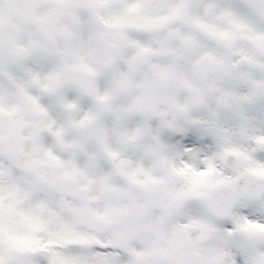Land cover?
Here are the masks:
<instances>
[{
	"label": "snow or ice",
	"instance_id": "1",
	"mask_svg": "<svg viewBox=\"0 0 264 264\" xmlns=\"http://www.w3.org/2000/svg\"><path fill=\"white\" fill-rule=\"evenodd\" d=\"M152 2L153 7L139 15L130 13L133 26L126 33L128 44L136 50L132 67L141 65L157 49L166 55L174 52V63L162 66L155 75L161 81H187L195 69H204L206 62L198 63L199 53L186 62L182 47H170L168 31L182 25L174 23L166 31H157L153 41L156 48L145 43L158 21L181 11L182 0ZM214 2L218 12L232 14L233 26L241 31H246L252 16L246 2L254 3L264 14V0ZM186 31L202 44L214 42L200 29ZM172 39L177 45L189 43L183 33ZM24 51L31 65L25 68L26 76L43 93L49 85L47 54L42 46ZM15 86L26 91V101L38 116L32 120L19 113L16 101L11 96L6 98L0 90V264H127L128 256L115 243L120 233L135 228L152 237L160 230V215L171 197L156 188L154 200L160 210L150 205L148 193L153 190L145 186L147 173L139 171L133 160L135 146L130 145L127 153H118L111 145V129L102 127L106 140L103 153L89 145L81 149L65 136L58 123L57 108L70 112L72 106L64 94L55 100L34 95L25 79L18 80ZM112 115L123 119L125 112L114 106ZM75 123L79 125L80 121ZM57 144L63 146L62 152ZM171 148L169 159L177 172H207L216 159L208 151L212 148L209 137L193 131L176 133ZM81 156L85 163L80 162ZM255 159L264 164L260 154ZM113 169L119 170V178L113 177ZM125 188L132 190L130 195L123 194ZM129 207L134 209L131 215L126 214ZM235 211L249 225L264 228V208L248 205ZM222 227L223 239L237 238L234 223L225 221ZM135 264L173 262L137 259ZM234 264H244L242 257L237 255Z\"/></svg>",
	"mask_w": 264,
	"mask_h": 264
},
{
	"label": "flooded vegetation",
	"instance_id": "2",
	"mask_svg": "<svg viewBox=\"0 0 264 264\" xmlns=\"http://www.w3.org/2000/svg\"><path fill=\"white\" fill-rule=\"evenodd\" d=\"M47 1L30 0L25 6L32 17V45L35 38L45 40L47 45L49 83L58 78L68 85V89L77 92L95 86L101 96L107 93L130 95L134 100L131 107L133 117L150 109L144 95L151 91L163 95L195 96L193 100L188 97L193 109L201 105L211 111L212 106L219 109L223 107L222 95L229 90V76L235 68H240L246 74L245 78L253 69L264 74L261 70L264 37L259 38L256 34L258 28L264 29V17L249 2L245 6L252 16L247 20L246 31L233 26L230 12H218L214 0H182L177 15L158 21L150 30V38L145 42L147 47L156 48L153 41L157 31H166L170 25L179 24L183 27L168 31L170 47H182L186 62L197 53L200 57L198 63L206 62V67L195 69L187 81H161L155 74L162 66L174 63L175 53L166 55L157 49L149 53L141 65L133 68L131 61L136 50L128 44L126 33V29L133 26L130 13L139 15L152 8V0ZM17 5L21 7V0H17ZM187 28L207 32L214 42L209 45L196 41L188 35ZM180 33L189 40L188 44L177 45L172 39ZM231 57L235 59L233 62H230ZM184 104L189 107L187 101ZM226 153L223 151L220 155Z\"/></svg>",
	"mask_w": 264,
	"mask_h": 264
},
{
	"label": "rangeland",
	"instance_id": "3",
	"mask_svg": "<svg viewBox=\"0 0 264 264\" xmlns=\"http://www.w3.org/2000/svg\"><path fill=\"white\" fill-rule=\"evenodd\" d=\"M29 1L30 0H21L20 8H18L17 0H3V2L0 3V53H2V60H0V81L4 83L5 87H7V85H13L15 87L14 93L15 97L18 100L17 111L32 120H34L38 116V113L35 112L33 107L27 103L26 93L24 92V89L16 88L15 85L18 80H27L28 88L32 90L34 95H43L45 98L55 100L62 94H64L66 96L67 102L72 106V111H64L58 107L57 119L62 133L70 140H72L73 143L79 145L81 149L85 145L92 144L96 150L103 153L105 150L106 140L102 131V127L111 129V140L113 144H117L114 149L118 153H127L129 146L134 145L136 148V153L139 152L141 155L147 156L152 159L155 166L159 168V171H161L162 174L163 168H161L162 163L160 154L163 151L168 152L172 137L176 133L188 132V129L186 127L187 125L191 124V120L181 118L183 108L178 106V101L182 106H184V103L187 101L189 107L193 108L190 103V99H188V97L192 96L186 94L163 95L161 93L151 91L148 94L144 95V98H146V100L150 104V109L144 114H135L133 117L131 113V107L134 104V100L130 95L107 93L106 95L100 96L99 99L95 86L91 87L89 90L77 92L71 89V91H69L68 85H65L64 81L58 78H55L54 82L52 84L49 83L48 88L43 93H40L35 87L34 80L28 79L26 76L25 68L30 67L31 65L29 63V57L24 50H34L35 48H37L36 45H38V47L42 46L43 50L46 51L47 45L45 43V40H42L40 38H35L33 45L31 42L32 40L30 41V39L32 38V17L31 13L26 9L25 6L26 2ZM14 2L16 3L15 5ZM47 2L51 1L48 0ZM19 23H21V26L19 25ZM14 34H16L17 36L13 37ZM263 64L264 60H262L261 62L262 71H264ZM5 68L7 69L5 70ZM12 71L17 72L16 82H14L15 78H12ZM244 75L246 74L241 71L236 75V79L242 82V80L245 78ZM222 96V106H224L226 97H230V95L229 93H226ZM194 98L195 96H193L191 100H193ZM163 103L171 109V113L169 116L160 113L155 109L156 106ZM114 106H119L125 112L123 119L114 118V116L112 115ZM205 108L206 111L211 115L212 111L209 109V107L205 106ZM76 120L80 121L79 125L75 123ZM199 135L208 136V134H204V132H200ZM37 138H39V136H37L36 139ZM258 140H262V138H248L247 148L249 151L264 155L257 152L252 147V145ZM226 144L227 143L223 144L222 152H228L226 150ZM135 155H133V160L136 162L138 170L142 172V168L137 164L138 159H136ZM170 155L171 153L169 152V158ZM220 158L221 155L217 163H214L215 166L218 169H230L237 176L231 183L226 184L224 183V181H219L218 183H216L215 176L212 173L208 172L206 173V175H204L205 177H203L202 180L189 184L190 188L188 191L183 190L182 192L181 190H176L178 188L175 184L171 186V184L167 183V186L169 187L167 192L166 190H164L166 189L165 179L168 178L166 177V175H169L171 173L164 172V174H166L165 176H163L164 179L160 178L154 183L150 182L148 179L144 180L145 186L153 190L148 193L149 201H155L153 197L155 196L154 190L156 188H160L163 190L165 195L171 197V202L167 205L169 209L174 207L177 203L178 205L190 203L192 206H195V209L197 211H199V208L205 210L207 212V215L211 218L220 219L226 217H214L208 212V210L202 203V196L204 192L209 188L218 185L233 187L238 178L242 176H251V174H237L235 172L238 164V160L236 157L233 167H223L221 165ZM80 161L81 163L86 162L82 156L80 157ZM112 172L114 178L120 177V172L118 169H113ZM254 178L264 179V176H256ZM131 191L132 190L130 188H125L123 194L125 196L130 195ZM178 193L187 194L181 195L179 199L174 200L172 196ZM250 201L254 200H252V198L247 199L242 196L237 197L227 216L231 215V213H234L238 207L246 206ZM154 204L157 205V203ZM166 211L168 212V210ZM133 212L134 209L129 207L126 214L131 215ZM179 215L181 214L179 213ZM136 230L138 229L129 228L128 230L120 233L119 239L115 241L116 246L121 248L129 257L130 261H132L130 264H135V261L137 259H143L146 261L169 260L172 261L173 264H200L193 253L188 254V258L185 256V252H183L184 244L182 243L175 248V252L171 248L172 244H168L156 249L142 251L140 254L136 255L132 251L131 247L132 245H135V240H137V238L135 237ZM263 230L264 228H262L260 225L253 224L250 225L249 233L243 234L245 243L247 244L246 248L248 250V253L247 255H243V253L241 252L237 255L242 257L244 264H257L260 258H264V255H260L259 253V250L264 246L259 243L256 244L250 240L252 236L262 233ZM210 233L211 231L209 229H206L204 233H202L196 240V242L198 244L204 243L206 241L204 238L209 237ZM176 238L178 237L176 236ZM174 255L177 256L174 257ZM234 262L235 261L231 259L226 260V264H234Z\"/></svg>",
	"mask_w": 264,
	"mask_h": 264
},
{
	"label": "bare ground",
	"instance_id": "4",
	"mask_svg": "<svg viewBox=\"0 0 264 264\" xmlns=\"http://www.w3.org/2000/svg\"><path fill=\"white\" fill-rule=\"evenodd\" d=\"M258 29L256 34L259 38L264 37L263 27ZM234 60L233 57L230 58V62ZM6 69L7 68H5V70ZM239 71H241L240 68H235L233 73L230 74V79L228 81L229 90L227 92L230 97H226V102L223 107L218 109L212 106L213 114L210 115L209 112L206 111L204 105L195 109L181 106L179 101L178 105L183 108L181 118L191 120V124L186 127L188 131H193L198 135L200 132L208 134L209 143L212 144V148L208 149V151L215 155L216 163L222 152L223 144L227 143L226 150L238 160L235 172L237 174L248 173L251 174L252 177H261L264 176V164L256 161L255 157L258 153L248 150L247 141L250 137L262 138V140L259 141H264V74L258 70H250L246 78L241 82L236 79V74H238ZM12 72V78H15L14 82H16L17 72ZM0 90L3 91L6 98L11 96L16 101V106L18 108V100L14 93L15 87L13 85H7V87H5L4 83L0 81ZM24 92L26 93L25 90ZM97 96L100 97L101 95L97 94ZM155 109L167 116L171 113V109L164 103L156 106ZM39 142L40 138H37L36 143L39 144ZM111 145L114 148L117 144H113L111 140ZM89 146L93 147L92 144ZM57 147L61 152L63 151V146L61 144H57ZM169 152L172 154L171 144L168 152L163 151L160 154L162 163L161 168H163L162 174L159 168L155 166L152 159L141 155L139 152L135 155L136 159H138L137 164L142 168V172L147 173L145 180L148 179L150 182L154 183L156 180L166 175L164 172L171 173L166 175L168 178L165 179L166 189L164 190L167 192L169 189L167 183L171 184V186L175 184L178 188L176 190H181L182 192L183 190L188 191L190 188L189 184L202 180L203 177H205L204 175L208 172L215 176L216 183L224 181V183L229 184L237 177L230 169H218L215 164L209 167L207 172H196L194 170H181L177 172L171 167L168 156ZM260 156L264 157V155L261 154ZM185 167L187 168V166ZM187 193H178L172 197L174 200H177L181 195ZM252 200L254 201L248 202L246 206L255 205L258 208H264V191L260 196L252 198ZM153 202L156 203L155 201ZM153 202L149 201L150 205L156 207L159 211V206L155 205ZM166 210H168V212ZM179 213L181 215H179ZM225 221L234 223L236 239L228 240L222 238L224 233L222 225ZM206 229L211 231L209 237H207L208 239H206L204 243L198 244L196 240ZM249 229V223L244 221L236 211L231 213V215H226L224 218L214 219L209 217L205 210L199 208V211H197L195 206H192L190 203L180 205L177 203L171 209H169L168 206L163 209L160 215V230L152 237H148L140 230H136L135 237L137 240H135V245L131 247L132 251L138 255L142 251L156 249L168 244H172L171 248L174 251L175 248L182 243L184 244L183 252H185L184 254L187 258L189 256L188 254L193 253L200 264H226V260L231 259L235 261L236 255L241 252L243 255H247V244L245 243L243 234L249 233ZM176 236L178 238H176ZM259 253L260 255H264V247L259 250ZM175 256L177 255H174V257ZM131 262L132 261H130L128 257L127 264Z\"/></svg>",
	"mask_w": 264,
	"mask_h": 264
},
{
	"label": "water",
	"instance_id": "5",
	"mask_svg": "<svg viewBox=\"0 0 264 264\" xmlns=\"http://www.w3.org/2000/svg\"><path fill=\"white\" fill-rule=\"evenodd\" d=\"M250 4L262 15V17H264V14L258 10L254 3ZM254 146L257 151L264 153V141H257ZM222 163L224 166L233 167L235 158L227 153L222 157ZM263 191L264 179L242 176L237 179L233 187L218 185L206 190L202 196V203L214 217H224L229 213L237 197L256 198L260 196ZM251 241L256 244L259 243L264 245V231L261 234L252 236ZM257 264H264V258H260Z\"/></svg>",
	"mask_w": 264,
	"mask_h": 264
}]
</instances>
